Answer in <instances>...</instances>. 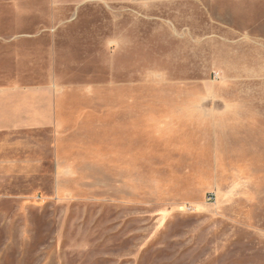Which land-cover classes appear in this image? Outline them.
<instances>
[{"label":"rangeland","instance_id":"rangeland-1","mask_svg":"<svg viewBox=\"0 0 264 264\" xmlns=\"http://www.w3.org/2000/svg\"><path fill=\"white\" fill-rule=\"evenodd\" d=\"M52 71L96 94L0 167V264H264V0H0V78Z\"/></svg>","mask_w":264,"mask_h":264},{"label":"crops","instance_id":"crops-1","mask_svg":"<svg viewBox=\"0 0 264 264\" xmlns=\"http://www.w3.org/2000/svg\"><path fill=\"white\" fill-rule=\"evenodd\" d=\"M95 94L94 86L66 84L53 71L43 82L0 78V167L17 169L39 165L32 154L42 153L43 143L36 137L22 138L21 133L53 132L56 143L52 149L57 156L62 154L65 150L62 135L75 121L80 108L86 107L85 101L93 100ZM192 103L190 101L180 109H168L174 119L167 124L174 129L195 126L197 106ZM80 104L83 106L80 107ZM110 112L112 121L116 122V99L111 102ZM111 130L114 132L113 126Z\"/></svg>","mask_w":264,"mask_h":264}]
</instances>
